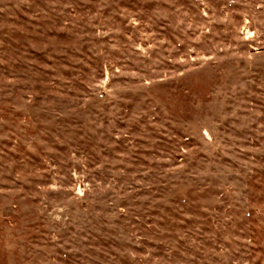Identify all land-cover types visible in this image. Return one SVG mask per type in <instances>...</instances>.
Wrapping results in <instances>:
<instances>
[{
  "label": "rangeland",
  "instance_id": "obj_1",
  "mask_svg": "<svg viewBox=\"0 0 264 264\" xmlns=\"http://www.w3.org/2000/svg\"><path fill=\"white\" fill-rule=\"evenodd\" d=\"M0 264H264V0H0Z\"/></svg>",
  "mask_w": 264,
  "mask_h": 264
}]
</instances>
